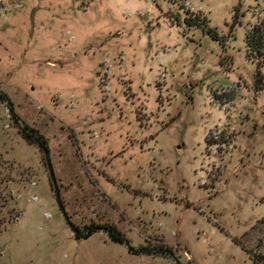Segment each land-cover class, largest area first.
Instances as JSON below:
<instances>
[{
    "label": "rangeland",
    "instance_id": "1",
    "mask_svg": "<svg viewBox=\"0 0 264 264\" xmlns=\"http://www.w3.org/2000/svg\"><path fill=\"white\" fill-rule=\"evenodd\" d=\"M263 15L264 0H0V264H264V63L255 90L245 40ZM25 125L76 233L100 227L87 239Z\"/></svg>",
    "mask_w": 264,
    "mask_h": 264
},
{
    "label": "trees",
    "instance_id": "2",
    "mask_svg": "<svg viewBox=\"0 0 264 264\" xmlns=\"http://www.w3.org/2000/svg\"><path fill=\"white\" fill-rule=\"evenodd\" d=\"M197 13L193 14L192 16H195ZM199 15V14H197ZM193 17H186L185 20L188 24L190 25H200V18H195L194 22V18ZM246 46H247V53H246V57L251 61V59L257 58L256 60V66H257V70L255 73V90L260 89L262 87V83L263 81H261L260 78V71H259V67L264 63V15L258 19V21L255 23V25L251 26V28L248 30V32L246 33ZM21 134V136L26 140L29 141L28 139L34 138L35 142L38 144V146L40 148H46V140L44 139V137L42 135H39L36 130L34 129H30L28 128V126H23L19 132ZM205 143L207 144V146H211V145H221L224 142H222L221 140H217V139H208L205 138ZM103 227L106 229L107 234L109 235V237H111V239L115 242H119L121 241V237H119L120 235L117 233L115 227L111 224L108 225H103ZM96 228H100L98 227V225H89V227H86L87 232L85 234H82L81 231L79 230L78 233L75 234V239H87L92 233H94V229ZM142 250H145V248ZM140 252V251H137ZM143 253L145 251H142ZM159 254V253H158Z\"/></svg>",
    "mask_w": 264,
    "mask_h": 264
},
{
    "label": "water",
    "instance_id": "3",
    "mask_svg": "<svg viewBox=\"0 0 264 264\" xmlns=\"http://www.w3.org/2000/svg\"><path fill=\"white\" fill-rule=\"evenodd\" d=\"M11 115L13 116V112H11ZM42 151H43L45 166H46L47 172H48V177H49V180H50L53 192H54L55 202H56L57 207L59 208V211L61 212L64 220L66 221L68 227L75 234L77 230L75 229L74 225L69 221L68 216H67V214L65 212V209H64L63 204H62L61 199H60L59 189H58V186H57L56 177H55V174H54V171H53V167H52V164H51L49 151L47 149H45V148H42ZM124 243H125L127 249L132 251V248H130L128 246V243L126 241H124Z\"/></svg>",
    "mask_w": 264,
    "mask_h": 264
}]
</instances>
